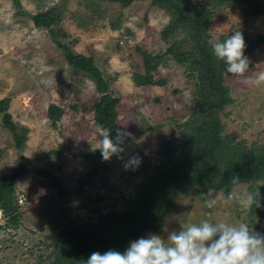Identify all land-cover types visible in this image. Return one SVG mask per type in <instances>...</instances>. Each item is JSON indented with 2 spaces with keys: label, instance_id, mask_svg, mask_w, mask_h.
<instances>
[{
  "label": "rangeland",
  "instance_id": "374dc122",
  "mask_svg": "<svg viewBox=\"0 0 264 264\" xmlns=\"http://www.w3.org/2000/svg\"><path fill=\"white\" fill-rule=\"evenodd\" d=\"M98 1L105 16L89 21L81 0H67L60 25L67 34L62 42L74 53L93 58L104 78H112L109 90L119 98L116 125L133 134L120 154L123 159L114 155L108 161L97 148L106 131L93 119L94 104L100 96L94 83L88 75L73 70L50 33L35 28L26 15L45 11L60 0H19L20 11L26 14H18L12 0H0V100L9 99L11 121L25 134L17 147L0 114V175L10 174L19 163L25 168L13 186L18 222L12 223L0 210V264H37L51 251L46 248L51 236L68 222L79 226L93 221L91 210L96 208L102 212L120 209L122 197L141 180L133 176L138 168L125 170V161L137 153L149 164L158 163L162 141L178 143L179 126L192 113L195 78H188L185 67L170 57H165L154 72L161 85L138 87L132 81L134 72L143 71L138 50L161 54L167 48L171 40L164 41L160 32L170 15L150 4L151 0H134L126 8ZM236 30L242 32L246 43L264 36V0H241L229 8L219 7L212 17L210 42ZM245 56L252 81L245 83L226 72L223 85L232 103L223 108L219 122L223 135L235 142L245 141L250 147L264 143V84L254 83L264 72V44ZM50 104L63 110L54 125L47 117ZM79 154L93 155L102 167L92 174L93 163ZM105 176L113 187L101 193V201L91 202L97 199ZM54 179L64 187L61 193ZM249 186H233L230 192L237 193L238 198L221 201L211 209L205 203L208 191L192 187L180 192L160 231H145L139 238L156 234L166 241L172 231L205 219L214 224L244 222L264 234V214L249 221L244 198Z\"/></svg>",
  "mask_w": 264,
  "mask_h": 264
},
{
  "label": "trees",
  "instance_id": "16d2710c",
  "mask_svg": "<svg viewBox=\"0 0 264 264\" xmlns=\"http://www.w3.org/2000/svg\"><path fill=\"white\" fill-rule=\"evenodd\" d=\"M108 3H118L122 8L128 7L134 0H104ZM241 0H151L150 4L157 6L170 15V20L160 32L164 41L170 39L163 53L151 54L138 50L141 54L143 71L134 72L132 81L138 87L161 85L156 80L154 72L165 57H170L177 64L185 67L188 78H195L194 106L187 122L179 126V141L174 144L163 140L158 151L159 161L149 164L145 157L139 155L142 163L134 178H141L139 184L122 197L121 208L102 212L91 210L95 216L93 221L76 226L68 222L46 246L51 251L45 259H39L37 264H85L92 252L101 253L107 250L124 251L130 246V241L137 240L145 231L158 233L162 220L174 209V198L178 193H186L192 187L208 191L230 192L229 181L234 175H239L240 183H248L250 193L259 194L261 207H248L249 221L257 214H264V143L246 146L245 141L235 140L223 135V126L219 122V114L232 99L228 88L223 85L226 75V65L213 55L209 29L214 12L219 7H231ZM250 1V0H247ZM18 14L19 0H12ZM81 5L88 12L89 21L105 16V10L98 0H81ZM67 0H60L45 11L29 16L33 26L47 30L53 43L64 53L68 65L75 71L86 74L100 94L94 104V122L102 130L115 136L116 106L119 98L109 90L112 78H104L93 58L74 53L63 43L67 34L61 27V21L66 11ZM254 9L255 6L250 3ZM114 29L118 27L113 24ZM232 34H224L218 40H224ZM60 38V39H58ZM244 54L264 44V36L246 43ZM114 79V78H113ZM9 99L0 100V114L4 125L13 133L15 144L20 147L25 134L18 131L8 113ZM63 110L54 104L47 107V117L54 125L62 116ZM130 143L126 139L124 149ZM101 153V152H100ZM137 155V153H135ZM81 158L93 163L92 174L102 167L91 154H79ZM25 168L17 164L8 175H0V210L3 216L9 217L14 224L18 222L17 206L13 198V186L23 174ZM88 178L92 179V176ZM100 187L97 199L101 201V193L112 188L107 176ZM126 181V180H125ZM262 184H258V183ZM54 186L64 190L62 184L53 180ZM237 184V185H239ZM47 262V263H46Z\"/></svg>",
  "mask_w": 264,
  "mask_h": 264
},
{
  "label": "clouds",
  "instance_id": "9594fccd",
  "mask_svg": "<svg viewBox=\"0 0 264 264\" xmlns=\"http://www.w3.org/2000/svg\"><path fill=\"white\" fill-rule=\"evenodd\" d=\"M245 48V40L239 30L212 44L213 55L225 63L226 72L248 83L252 78L247 75L250 62L244 54ZM254 83L264 84V72L255 77ZM132 135L123 128H116L115 136L105 132L97 147L103 160L108 161L114 155L123 159L120 156L124 152L123 145ZM141 163V157L133 155L125 161L124 168L134 171ZM229 182L239 184V175L232 176ZM205 196L206 207L210 209L221 201L227 203L238 198L237 193L222 194L211 189ZM244 198L249 208L261 207L258 193H245ZM85 264H264V234L244 222L214 224L205 219L172 231L166 241L159 235L151 234L130 241V246L124 251L92 252Z\"/></svg>",
  "mask_w": 264,
  "mask_h": 264
}]
</instances>
